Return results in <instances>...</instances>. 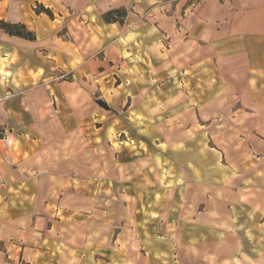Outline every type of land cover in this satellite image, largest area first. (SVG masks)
<instances>
[{
	"label": "crops",
	"instance_id": "0c3cea01",
	"mask_svg": "<svg viewBox=\"0 0 264 264\" xmlns=\"http://www.w3.org/2000/svg\"><path fill=\"white\" fill-rule=\"evenodd\" d=\"M28 1L0 0V20L35 36L0 29V244L32 208L16 201L72 179L84 136L108 142L122 118L148 113L156 126L178 108L218 121L204 133L218 137V167L201 166L191 194L202 206L194 233L209 241L198 264H264V0H38L54 19ZM119 9L122 23L103 20ZM197 86L211 92L191 95ZM196 103L210 107L191 112Z\"/></svg>",
	"mask_w": 264,
	"mask_h": 264
},
{
	"label": "rangeland",
	"instance_id": "374dc122",
	"mask_svg": "<svg viewBox=\"0 0 264 264\" xmlns=\"http://www.w3.org/2000/svg\"><path fill=\"white\" fill-rule=\"evenodd\" d=\"M28 2L35 14L45 8L38 0ZM51 14L46 16L57 18ZM198 87H190L191 95L200 91L204 99L211 92ZM209 107L190 104V111ZM177 111L156 126L148 113L126 115L132 119L113 123L108 142L84 136L88 152L79 155V169L68 171L69 182L53 185L52 193L48 185L41 201L15 202L22 212L32 208L18 232L0 244V264H198L206 236L194 233L202 206L191 194L203 177L200 167L210 173L218 167V137L204 134L218 129V121L188 120ZM239 235L250 245L246 233Z\"/></svg>",
	"mask_w": 264,
	"mask_h": 264
},
{
	"label": "trees",
	"instance_id": "16d2710c",
	"mask_svg": "<svg viewBox=\"0 0 264 264\" xmlns=\"http://www.w3.org/2000/svg\"><path fill=\"white\" fill-rule=\"evenodd\" d=\"M45 13L49 17H51V12L48 9L40 7L39 13ZM126 15V11L124 9H119V10H113L110 12H107L106 14L103 15V20L106 23L110 22H123V18ZM116 16V18H114ZM0 29L4 30L8 35L18 37L24 40L28 41H34L35 36L34 33L31 31H28L24 25L21 24H11L4 22L3 20H0ZM101 107L104 109H108L105 104L100 103ZM4 130L0 127V140L4 138Z\"/></svg>",
	"mask_w": 264,
	"mask_h": 264
}]
</instances>
